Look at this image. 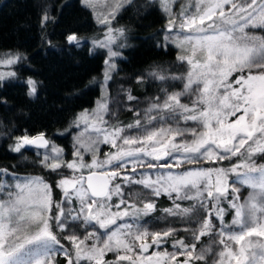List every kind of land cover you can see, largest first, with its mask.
I'll return each instance as SVG.
<instances>
[{
	"label": "snow or ice",
	"instance_id": "obj_1",
	"mask_svg": "<svg viewBox=\"0 0 264 264\" xmlns=\"http://www.w3.org/2000/svg\"><path fill=\"white\" fill-rule=\"evenodd\" d=\"M169 4L162 0L168 32L188 71L151 75L180 80L182 90L162 87L128 124L105 119L108 104L98 101L76 119L88 140L76 141L70 160L44 133L16 137L12 152L45 149L44 168L69 172L55 185L62 199L54 201L42 178L21 181L0 168V264H62L59 257L63 264H264V0H190L178 12ZM114 18L115 10L100 20L105 38L92 42L108 48L110 67L119 53L109 45L123 35L108 27ZM52 20L45 11L41 28ZM81 40L65 36L70 46ZM25 59L6 54L0 67ZM16 75L0 71V87ZM25 84L34 97L38 82ZM101 145L115 151L102 153ZM243 186L251 189L246 198ZM161 196L171 201L166 217L183 228L146 226Z\"/></svg>",
	"mask_w": 264,
	"mask_h": 264
},
{
	"label": "trees",
	"instance_id": "obj_2",
	"mask_svg": "<svg viewBox=\"0 0 264 264\" xmlns=\"http://www.w3.org/2000/svg\"><path fill=\"white\" fill-rule=\"evenodd\" d=\"M157 3L132 0L116 14L114 24L122 26L130 44L116 60L107 85L111 105L105 119L111 123H132L134 105L146 97L162 96V87L182 90L180 80L160 81L151 75L180 76L186 70L170 43L167 19ZM45 11L53 20L41 28ZM91 12L81 0H0V52L16 51L27 58L15 65L16 78L0 87V100L6 101L0 103V168L41 177L52 185L53 200L58 199L55 185L59 173L44 168L42 156L36 152L26 147L15 153L10 145L16 137L44 133L63 149L64 158L73 152L74 133L68 128L78 112L93 106L100 93L94 79L102 71L104 54L89 44L88 36L97 30ZM71 32L82 38L79 46L66 43L65 36ZM29 77L39 84L34 97L27 95L25 81ZM128 93L137 99L128 101ZM114 98L118 99L115 105ZM155 203L157 210L149 217L171 205L166 196L155 198Z\"/></svg>",
	"mask_w": 264,
	"mask_h": 264
},
{
	"label": "rangeland",
	"instance_id": "obj_3",
	"mask_svg": "<svg viewBox=\"0 0 264 264\" xmlns=\"http://www.w3.org/2000/svg\"><path fill=\"white\" fill-rule=\"evenodd\" d=\"M83 4H85L86 7H88L94 14L95 16V20L97 21L96 24H97V30L92 33L91 35H89L88 37V40H89V44H91V46L96 49V50H99V51H102L104 54V59H103V68H102V71L100 74H98V76L94 79L95 82L98 83L99 85V88H100V93L97 97V99L95 100L93 106H90L89 108H86L87 110L91 111L92 109L96 108L97 107V102L98 101H101V100H104L107 102L108 105H111V99L108 98V91H107V85H108V82H109V79H110V76H111V72L114 70L115 68V63H116V60L123 55V51L124 49L129 46L130 44V39H129V36L126 34V32H124L123 30V35H119L117 34L116 35V39H115V43L109 45V47H111V49L117 53H119V55L115 56V57H112L111 58V64L113 65L112 67H110L108 64L105 63L106 60H109V50L108 48H100V47H94L93 45V40H103L105 38V35H106V32H107V27L102 24L100 22V20L104 17V16H107L109 13L113 12V10H115V17H116V14L124 7L126 6L127 4H129L132 0H92V4H88L86 3V0H81ZM156 2H158L157 4L160 5L161 9L163 10V6H162V0H156ZM186 3H190V0H170V4H169V7H172L173 8V11L174 12H178L179 11V6L181 4H186ZM117 5H120L118 8L116 7ZM146 5V4H145ZM145 5H143V9H145L146 7H144ZM165 16H166V19H167V26H168V20H169V16L167 13H165V11L163 10ZM115 22V18L111 20V24L108 26V27H111L112 29H123L122 26L120 25H116L114 24ZM127 22V21H125ZM122 23V22H121ZM171 41L170 43L173 44L175 46V48L178 50V53H179V56L180 55H184V51L180 48H177L176 47V44L173 43L172 41L175 39V34L174 32L171 33ZM15 53H19V52H16V51H2L0 52V57H3L5 56L6 54H15ZM21 54V53H20ZM180 61V60H179ZM185 67H186V70H185V73L182 74V75H185L188 71V65L186 63H184ZM8 70H14L15 71V65H13L11 67V69H7V68H2L0 67V71H8ZM108 76L109 79H107V81H105V76ZM149 75V74H148ZM181 83H183L181 81ZM115 99V98H114ZM152 98H149V97H146L142 102H139V104H135L134 105V109L136 111H140L141 113H143V110L145 108L148 107L149 105V102ZM114 101V102H113ZM112 102L114 103V105L116 104L115 102L118 101V99L116 98L115 100H113ZM110 103V104H109ZM118 103V102H117ZM84 109V110H86ZM80 111L77 113V115L74 117V120H73V123L71 124L70 128L68 129H71L73 130V133H74V141L76 143V141L78 139L82 140L83 142H87L88 140V133L84 132V125L81 123L80 127L77 128L75 126V123H76V119L77 117L84 111ZM90 131V130H89ZM31 137V136H30ZM49 140V139H48ZM52 144H54L52 142ZM56 147H58L56 144H54ZM59 148V147H58ZM31 151L33 152H36V153H40V155L42 156L43 153L46 151L45 149H37L33 146H31L29 148ZM110 151H115V149H112L110 145H101V152L102 153H108ZM72 154V153H71ZM68 155L67 158H65L66 160H70L72 159V155ZM86 158H89V157H86ZM101 158H103V156H101ZM264 162V161H263ZM69 170L65 169L63 171H61L59 173V178H57L56 180V184L59 182V180L66 174L68 173ZM18 177H20L21 181H23L25 178H36V177H39L37 175H34V174H31L30 173H15ZM41 178V177H39ZM58 191V199L54 200V201H60L62 199V192L60 189H57ZM134 190H139L138 188H135ZM146 192V190H144ZM242 194H243V197H247L248 193L251 191L250 188H248L247 186H243L242 189ZM171 207L170 206H167L166 208H169ZM165 208V209H166ZM164 209L161 210V212L157 215H154V216H151V217H146L145 219L148 221V224L146 225L147 227L149 228H152V229H156V230H159V229H162V228H165L167 226H170V225H174L178 228H183L185 226V222L182 221V220H174L173 218L171 217H166L164 211ZM231 220V214H230V217L226 220V221H230ZM182 234L184 236H187L188 234L181 231ZM180 232V233H181ZM63 243H65V245L67 246V241H62ZM204 243H207L208 242V238L205 237L203 238V241ZM164 247H167V246H164ZM167 249L169 251H171V247L170 245L167 247ZM156 249L154 248H150L149 249V252H153L155 251ZM147 255V254H145ZM59 259L61 260L62 264H63V257H59Z\"/></svg>",
	"mask_w": 264,
	"mask_h": 264
},
{
	"label": "water",
	"instance_id": "obj_4",
	"mask_svg": "<svg viewBox=\"0 0 264 264\" xmlns=\"http://www.w3.org/2000/svg\"><path fill=\"white\" fill-rule=\"evenodd\" d=\"M36 135H38V134H36ZM36 135H34V136H36ZM34 136H31V137H34ZM28 147V146H27Z\"/></svg>",
	"mask_w": 264,
	"mask_h": 264
},
{
	"label": "flooded vegetation",
	"instance_id": "obj_5",
	"mask_svg": "<svg viewBox=\"0 0 264 264\" xmlns=\"http://www.w3.org/2000/svg\"><path fill=\"white\" fill-rule=\"evenodd\" d=\"M31 146H28L27 148H30Z\"/></svg>",
	"mask_w": 264,
	"mask_h": 264
}]
</instances>
